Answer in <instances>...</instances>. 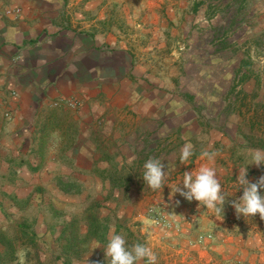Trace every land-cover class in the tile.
Segmentation results:
<instances>
[{
	"label": "crops",
	"instance_id": "obj_1",
	"mask_svg": "<svg viewBox=\"0 0 264 264\" xmlns=\"http://www.w3.org/2000/svg\"><path fill=\"white\" fill-rule=\"evenodd\" d=\"M6 8L20 11L6 13ZM117 10L124 11V25ZM252 16L264 19V0H0V221L24 219L23 204L36 212L28 198L33 190L35 195L47 187L63 196H83L92 188L97 195L125 196L121 204L96 207L106 230L88 234L83 205L78 220L55 226L54 238L90 239L89 254H96L113 227L125 238H138L134 223L147 222L145 208L152 203L176 223L153 226L145 235L143 244L155 252L156 264H264V219L238 216L232 206L242 194L235 179L250 162L249 149L264 150V125L257 118L264 116V48L257 47L258 40L244 44L248 30H235L231 36L237 37L227 46L241 58L227 68L225 62L214 63L210 77L187 84L181 60L173 62L177 70L170 79L163 61L151 54L143 59L127 33V24H151L157 39L139 49L158 53L165 44L164 24L171 21L170 34L181 50L191 44L185 38L214 35L208 27L213 18L232 19L239 26ZM200 20L205 27L197 25ZM212 38L204 44L208 51ZM246 54L257 60L245 61ZM214 90L219 100L233 98L236 107L232 102L212 115L196 103L201 93L211 99ZM72 98L78 107L68 104ZM185 139L194 146L193 156L182 162ZM205 151L216 153L211 166L226 196L220 214L178 193L171 197L185 171L208 163L201 156ZM150 158L165 166L163 191L143 183V165ZM261 175L264 166L248 165L251 182ZM24 222L39 237L32 222ZM45 222L50 227L54 219ZM68 229L78 231L71 235ZM96 241L100 247L93 249Z\"/></svg>",
	"mask_w": 264,
	"mask_h": 264
},
{
	"label": "rangeland",
	"instance_id": "obj_2",
	"mask_svg": "<svg viewBox=\"0 0 264 264\" xmlns=\"http://www.w3.org/2000/svg\"><path fill=\"white\" fill-rule=\"evenodd\" d=\"M116 13L118 15V22L123 24L124 21H122V15L124 14V11L117 10ZM131 13L136 14L135 9L134 13ZM199 23L201 25L200 28L205 27L207 24L206 22L201 20L198 21L197 25H199ZM242 23H244L243 26ZM233 24L234 23L232 19L224 20L213 18L212 23L210 24V26H208L210 27V29L214 30V35H212L213 44L211 46L212 48H209V51L206 50L204 44L206 41L208 42V38L212 37L211 35H208L205 38L200 37L201 35H198L196 38H194V40L191 39L188 41H186L185 38V42L188 44L190 42L191 44L189 46H183L181 50L176 49V45H174L173 41L174 37L170 34L172 28H174L175 26L171 21L168 25L167 22L166 24H164V27L166 29V34L164 37L165 44L164 46H162V49H160L158 53H156V51L149 52L146 50L139 49L140 47L142 48L151 41L153 42L155 38L157 39V36H152L153 34L150 29L152 26L151 24H148L147 27H138L135 23L133 24V26L127 24V26L129 27L127 33L131 34L130 38L133 39L134 44H137V47H135L136 53L138 55H142L143 59L147 56V54H151L153 60L159 59L160 62L163 61L164 67L162 71L164 72V75H167L170 79L177 70V68H174V65L176 67V63L174 64L173 62H177L178 59L181 60V62L184 63L183 65L186 66V73L185 70L182 69V81L186 82L187 84H191L192 81L195 82L196 77L204 78L207 77L206 75L210 77V75L212 74V69H214L212 68V65H215L214 63L225 62L223 65L226 66L225 68H227L230 66L232 67L233 64L231 63L236 62L238 59L241 58L242 55L238 54L236 52V49H230L229 46H227V44H229L232 39H235L237 37L235 35L231 36L234 33L233 31L235 30H239V33H241L242 30H248V32H246L244 36L245 38L243 37L242 40L244 41V44L249 42V46H252V43L255 40H258L256 41V43H258L257 47L261 49L264 48V19H257L256 17L252 16V18H246L244 21H241L239 26L237 25V23L235 25ZM175 28L177 29V26ZM144 29H150V31H145ZM254 29H256V31ZM257 30H259V35H257ZM200 38H202V41H200ZM185 42L182 41V43ZM246 56L247 57L245 58V61L257 60L255 55L254 58L248 54H246ZM260 56L263 57L264 53L260 52ZM261 59L262 58H260V60ZM228 72H230V68L223 72V75L225 73V77H227ZM234 74L232 73V76L236 77L234 76ZM183 82L182 85H184ZM195 83L193 85H196ZM225 87L227 89V86ZM211 96V99H208L206 97L204 98L203 93H201L200 96L197 98L196 103L198 105L202 104V108L210 112V114L212 115H215L220 110H222L221 108L224 109L228 105H230L228 107L230 108L233 104L232 102H234L235 105H233V108L236 107L237 103L235 100L233 101V98H231L229 102L224 99L219 100V94L215 90ZM231 97H233V95ZM263 106L264 105H262L261 107ZM232 118H234V121L236 120V117ZM257 118H259L258 120L261 121V124L264 125V116L260 114L257 116ZM216 121L217 120H215V122ZM95 191L96 190L89 188L85 191V195L83 196H63L55 191H52L50 188L47 187H45L41 191V195H35L36 192H34L33 190L28 197L31 199L29 205L35 204L37 207V211H33L30 206L25 207V204L21 205L20 212L22 213V217L25 218L22 220H19L18 218L2 220L0 221V230L3 231V233L7 237H11L12 239H21L17 236L19 231V223L24 221H31L32 224L36 227V231L39 236V249L36 250L34 249V247L24 246L21 244L20 241H16L15 259L9 262L8 264H64V262L66 261H69V264H92L93 258L95 260H104L107 262V264H109L108 257L104 256L103 250H100L99 252L93 255L89 254L91 253V245L89 243L90 239H78L74 236H70L69 239L54 238V234L57 232V225L61 223L60 221H63L65 225H67L71 222L72 217L76 218V215L80 217V209L83 205L86 208H92V205H94V203H98L95 207L106 206L107 204L118 205L121 204L122 201L125 199V196L110 197L107 195H97ZM161 198L163 197H159V199ZM165 200L166 201L164 202L167 203V198ZM151 205L152 203L147 205L145 208V217L148 219L147 222H140L139 220H136V222L134 223V226H138L137 228H135V230L138 231V238L129 239L128 236H126V240L129 245L134 244L135 241L143 244L145 235H149V232L147 231H152L153 226H162L158 224V222H156V218H159L160 220L167 219L170 223L174 225L176 224L170 218L171 215L169 216V213H162L160 209L158 210L157 207ZM77 208L79 209L78 214L76 213ZM57 209H61V211H58ZM55 212H59L58 216L55 215ZM103 212H107V209H103ZM51 218L52 220L54 219V224L48 227L45 221L49 222ZM76 220H78V218H76ZM140 224H143L144 227H142V231H144L145 234H141L142 231ZM162 227L167 228L166 226ZM48 230H50L53 235H51ZM76 231L78 230L68 229L67 233L71 235H76ZM120 231L125 230L123 228ZM124 233L125 232H123V234ZM99 241L102 240L99 239ZM187 244L191 245L193 244V242L190 244L187 241ZM139 264H147V262L146 260H142L139 262ZM208 264H220V262L210 260L208 261ZM233 264H238V262L235 261ZM239 264L247 263L239 262Z\"/></svg>",
	"mask_w": 264,
	"mask_h": 264
},
{
	"label": "clouds",
	"instance_id": "obj_3",
	"mask_svg": "<svg viewBox=\"0 0 264 264\" xmlns=\"http://www.w3.org/2000/svg\"><path fill=\"white\" fill-rule=\"evenodd\" d=\"M193 144L185 139L181 149L180 160L187 162L193 156ZM250 162L239 169L235 182L242 189V194L232 201V206L238 216L253 217L256 214L264 219V175H261L255 182L247 178L248 165L255 164L264 166V150L249 149ZM215 152H202L201 156L207 158L208 163L199 167L197 171H185L182 180L172 189V195L179 194L186 201H196L197 206L206 207L216 214L222 213L226 196L222 191V185L217 179L216 169L211 166L215 163ZM166 170L162 162L150 158L143 165L142 180L152 190L163 191L166 185ZM179 203V201H177ZM111 236L103 251L108 257L109 264H139L146 260L147 264H156L157 256L151 247L135 243L129 245L125 235L111 229ZM100 247L98 241L93 242V249Z\"/></svg>",
	"mask_w": 264,
	"mask_h": 264
},
{
	"label": "trees",
	"instance_id": "obj_4",
	"mask_svg": "<svg viewBox=\"0 0 264 264\" xmlns=\"http://www.w3.org/2000/svg\"><path fill=\"white\" fill-rule=\"evenodd\" d=\"M58 184H60L62 188H66V183L62 182V180H58ZM96 204L98 203H94L92 208L88 207L85 214V216L89 218L87 220V232L88 234L94 236H97V232H104L107 225L104 222L105 218L98 216V209L95 207ZM18 226L19 231L17 236L21 239H12L11 237H7L3 231L0 230V264H8L15 259L16 241H20L24 246L34 247L36 250L39 249V239L34 230H32L25 222L19 223ZM64 264H69V261L64 262ZM92 264H105V262H94Z\"/></svg>",
	"mask_w": 264,
	"mask_h": 264
},
{
	"label": "built area",
	"instance_id": "obj_5",
	"mask_svg": "<svg viewBox=\"0 0 264 264\" xmlns=\"http://www.w3.org/2000/svg\"><path fill=\"white\" fill-rule=\"evenodd\" d=\"M20 11L19 8H16V9H10V8H6L5 12L6 13H11V12H15V13H18ZM68 104L71 106V107H78L79 106V101L75 98H72V99H68ZM156 222H158V224L162 225V226H166L167 228L169 227H174L176 226V224H172L170 223L167 219H159V218H156L155 219ZM220 264H224V263H220Z\"/></svg>",
	"mask_w": 264,
	"mask_h": 264
}]
</instances>
